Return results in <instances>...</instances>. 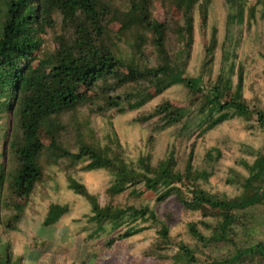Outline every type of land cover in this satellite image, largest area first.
Masks as SVG:
<instances>
[{
  "label": "trees",
  "instance_id": "1",
  "mask_svg": "<svg viewBox=\"0 0 264 264\" xmlns=\"http://www.w3.org/2000/svg\"><path fill=\"white\" fill-rule=\"evenodd\" d=\"M230 21H243L246 0H224ZM210 0H166L180 14V23L168 27L151 16L150 0H132L124 11L112 9L107 0H0V122L9 118L10 124L0 127L4 140L3 153L6 165L0 163V212L12 210L6 224L17 223L21 217L20 199L27 198L43 176V163L56 165L61 160L72 164L88 161L85 170H106L112 183L106 193L119 196L131 190L138 197L137 188L157 195L163 202L175 196L182 207L191 212H213V220H199L188 225L189 234L202 247L211 244L232 243L230 234L236 227L244 228V215L255 206H264V156H257L252 163L242 162L248 177L241 184L247 198L219 197L206 192L197 181L200 173L191 164V152L181 170L172 155L156 165L148 157L136 162L126 161L119 153L108 154L92 143L79 138L77 151L72 152L63 143L64 125L60 117L92 103L96 111L115 110L123 113L138 110L153 96L174 85L188 89L192 96L202 94L206 87L192 78L185 77V59L191 51L195 7H202L206 15ZM60 17V33L54 36L57 49L38 56L41 36L46 28L54 29L53 16ZM261 16L264 18V0ZM119 25L117 34L126 39L132 57L125 60L110 39L109 25ZM168 32L174 35L178 48L169 51ZM151 46L155 65L141 64L138 54ZM212 47L206 49L205 62ZM224 65L213 84L203 94V102L196 111L175 107L163 102L137 121L149 122L157 118L161 129L180 127L182 133L198 128L203 136L225 121L235 117L249 122L256 117L264 131V114L257 107H250L242 95L241 70L233 86V65ZM127 89L123 94L118 90ZM230 93L229 99L225 95ZM208 94V96H206ZM96 101V102H95ZM99 103V104H98ZM44 133L50 140L45 146ZM219 156V155H218ZM211 159V154H209ZM186 182L194 183L187 188ZM68 187L87 200L91 208L90 220L103 230H124L120 239L142 232L147 227L140 222L151 221L160 225L158 241L169 243L167 227L160 223L148 207L100 206L97 198L73 178ZM186 187V188H185ZM184 189L189 195L187 198ZM67 211L66 206L50 207L44 226H49ZM215 212V214H214ZM207 217V214L203 215ZM210 231L205 235L198 229ZM8 227L15 230L16 226ZM116 237L108 239L110 246ZM179 257L187 264H198L193 250L180 244ZM0 264H14L4 245H0ZM217 264H264V244L258 242L247 248H237L229 258Z\"/></svg>",
  "mask_w": 264,
  "mask_h": 264
},
{
  "label": "rangeland",
  "instance_id": "2",
  "mask_svg": "<svg viewBox=\"0 0 264 264\" xmlns=\"http://www.w3.org/2000/svg\"><path fill=\"white\" fill-rule=\"evenodd\" d=\"M132 0H107L112 9L124 11ZM263 0H246L243 21H230L229 10L224 0H210L206 15L201 8L193 12L194 27L191 51L184 69L185 77L197 80L202 87L213 84L224 65H233L232 82L237 84L241 70L242 95L250 107L259 108L264 114V18L261 16ZM151 16L154 20L173 27L180 23L181 17L173 5L166 0H150ZM54 29L46 28L38 56L57 49L54 36L60 33V17L53 16ZM119 25H109L110 39L125 60L132 57V49L126 39L117 34ZM169 51L173 55L178 48L174 35L168 32ZM212 47L211 56L205 62V51ZM142 57H139L141 56ZM141 64L155 65V55L151 46L138 54ZM205 88V90H206ZM121 89L116 94H123ZM202 94L192 96L188 89L174 85L163 93L153 96L138 110L118 113L114 109L104 113L96 111L92 103L60 117L64 125L63 143L72 152L77 151L79 138L98 146L108 154L119 153L126 161L136 162L140 157H148L152 165L158 164L169 155L177 161L182 170L191 152L194 171L200 173L197 183L206 192L226 198H247L248 193L241 186L248 172L242 162L252 163L264 156V131L259 128L256 117L249 122L237 117L225 121L203 136L198 128L182 133L180 127L161 129L157 118L146 123L137 119L151 112L163 102L175 107L196 111L203 102ZM208 96V94L206 95ZM230 93L225 95L229 99ZM96 102V101H95ZM99 104V103H98ZM9 118L0 122V127L10 124ZM45 146L50 142L42 133ZM2 134H0V163L6 165L3 153ZM211 154V159L209 157ZM219 155V156H218ZM88 161L72 164L61 160L56 165L43 163V176L35 184L27 198L18 201L21 208L19 221L6 224L12 210L0 212V245H4L14 264H187L180 259L178 246L184 244L194 251L198 264H217L232 256L236 249L247 248L258 242L264 244V206H255L245 212L244 228L236 227L230 238L232 243L211 244L202 247L189 234L188 225L199 220H213V212L207 210L191 212L185 210L176 197L170 196L157 202V195L137 188L138 197L127 190L119 196L110 197L106 190L113 177L106 170H85ZM73 178L82 184L89 194L94 195L100 206L148 207L155 213L158 224L168 229L169 243L158 240L160 225L151 221L140 222L145 226L142 232L120 239L125 231L110 232L108 225L103 230L89 218L91 208L83 197L76 195L68 187ZM192 188V182L185 183ZM186 188V187H185ZM264 192V186L262 187ZM184 194L189 198L186 189ZM53 205L66 206L67 211L57 222L44 226L46 215ZM207 214V217L203 215ZM215 214V212H214ZM198 229L205 235L210 231ZM116 237L108 246L107 241Z\"/></svg>",
  "mask_w": 264,
  "mask_h": 264
}]
</instances>
